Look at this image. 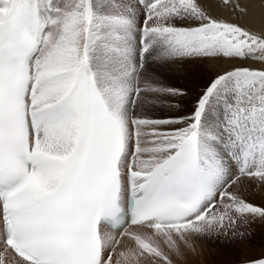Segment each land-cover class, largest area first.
<instances>
[{"label": "snow or ice", "instance_id": "obj_1", "mask_svg": "<svg viewBox=\"0 0 264 264\" xmlns=\"http://www.w3.org/2000/svg\"><path fill=\"white\" fill-rule=\"evenodd\" d=\"M253 5L0 0V245L14 264H264V202L243 195L264 190ZM204 244L219 259H197Z\"/></svg>", "mask_w": 264, "mask_h": 264}, {"label": "rangeland", "instance_id": "obj_2", "mask_svg": "<svg viewBox=\"0 0 264 264\" xmlns=\"http://www.w3.org/2000/svg\"><path fill=\"white\" fill-rule=\"evenodd\" d=\"M253 8H254L255 11H258V10L262 9L259 0H254ZM263 11H264V9H263ZM208 75H209V73L203 72L201 77L197 78L198 82H199V80L201 78L202 79H207ZM178 83L183 84L184 81L183 80H179ZM191 99H192V97H189L188 100H186L184 103L188 104ZM263 193H264V190H261L259 187L253 188L251 186H246L245 189L243 190V195H245L247 197V199H249V200H251V201H253V202L257 203V204H260V203L264 202V195L262 196ZM257 245H259V229L257 230ZM213 251H217V248L215 246H210L209 244H204L203 245V256H200L197 259L203 260V261H211L214 258V255H212ZM0 256L3 257V253ZM1 257H0V260H2ZM8 257H10V256L8 255ZM217 258L219 259V256ZM188 259H189V264H195V261H193L192 257L189 256ZM5 264H7V263H5ZM177 264H183V262L182 261H177Z\"/></svg>", "mask_w": 264, "mask_h": 264}, {"label": "bare ground", "instance_id": "obj_3", "mask_svg": "<svg viewBox=\"0 0 264 264\" xmlns=\"http://www.w3.org/2000/svg\"><path fill=\"white\" fill-rule=\"evenodd\" d=\"M259 2H260V0H259ZM258 4V3H257ZM262 14H264V11H263V9H261V10H258V11H255L254 10V19H253V23H252V26L253 27H255V28H260L261 26H264V25H262V22H261V16H262ZM264 195V193L262 194V196ZM9 256H10V258H12L11 257V255L10 254H8ZM212 255H214V257L215 258H217L218 257V251H213L212 252ZM213 257V256H212ZM218 259V258H217ZM13 264V263H12Z\"/></svg>", "mask_w": 264, "mask_h": 264}]
</instances>
